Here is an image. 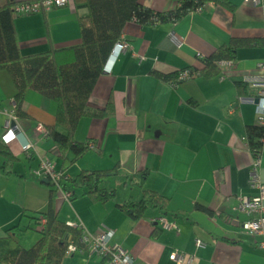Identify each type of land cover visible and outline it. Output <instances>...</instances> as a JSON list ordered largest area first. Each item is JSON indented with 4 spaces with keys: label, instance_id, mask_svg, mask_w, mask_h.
I'll return each mask as SVG.
<instances>
[{
    "label": "crops",
    "instance_id": "0c3cea01",
    "mask_svg": "<svg viewBox=\"0 0 264 264\" xmlns=\"http://www.w3.org/2000/svg\"><path fill=\"white\" fill-rule=\"evenodd\" d=\"M30 0H0V7ZM157 12L179 6V0H139ZM231 11L208 3L178 22L141 25L128 22L123 36L130 47L117 55L111 73L99 76L89 98L92 113L80 119L74 139L95 143L66 173L73 179L83 170H107L119 166L125 174L148 172L145 188L169 198L167 212L147 210L133 219L117 203L138 200L142 188L114 177L110 187L116 197L94 202L84 189L73 188L70 201L57 192L54 208L65 222L80 223L95 235L112 230L113 243L127 249L133 264H178L175 251L193 256L191 264H264L263 236L243 229L250 216L237 209L239 196L254 197L259 189L250 185L254 155L247 140V127L258 124L256 92L245 84L246 76L262 73L264 44L240 48L231 64L219 63L220 73L207 78L195 75L179 81L159 78L156 73L204 68L202 58L210 56L231 38H256L264 42V6L246 0H232ZM86 12L76 0L33 14L14 15L15 29L23 56L50 50L69 49L82 43L79 16ZM139 55L144 56L140 60ZM62 59L70 60L65 52ZM224 62V61H223ZM16 86L5 69H0V137L11 131L7 143L18 161L10 174L0 158V237L12 234L25 248L41 237L38 219L49 209L53 184L34 171L41 159L49 158L61 168L63 159L53 138L37 129H67L57 123V103L28 90L22 109L16 113ZM8 114L15 120L10 129ZM26 136L33 147L23 148ZM75 157L67 152L68 160ZM259 168L264 182V146ZM118 190H120L118 192ZM78 192V193H77ZM202 208H196L197 205ZM166 217L176 228L164 229ZM15 225L18 227L12 229ZM203 242L197 245V240ZM62 264H110L106 258L84 253L66 254ZM185 264V263H182Z\"/></svg>",
    "mask_w": 264,
    "mask_h": 264
},
{
    "label": "trees",
    "instance_id": "16d2710c",
    "mask_svg": "<svg viewBox=\"0 0 264 264\" xmlns=\"http://www.w3.org/2000/svg\"><path fill=\"white\" fill-rule=\"evenodd\" d=\"M76 2L78 8L86 9V12L79 16L82 43L69 49L50 50L29 56H23L20 52L14 22V5L8 3L0 7V69L8 72L16 86V113L19 117H27L22 109V103L28 90H34L57 103V123L68 132L61 133L55 128H49L48 133L60 151L63 159L60 169L65 173L70 165L89 150L87 143H80L74 139V133L82 117L103 115L101 111L94 113L90 111L89 98L128 22L135 21L141 25L176 23L186 14L199 7H205L208 3L235 10L232 0H179V6L168 12L154 11L143 6L139 0H76ZM263 44L262 40L256 38H231L210 56L202 58L204 68L191 71L207 78L217 76L221 71L219 63L234 61L240 48ZM66 51L72 55L70 60L61 57ZM181 72L156 75L164 80L176 82ZM244 83H238L241 90L245 88ZM247 140L254 156L262 154L264 125L248 126ZM69 150L75 155L72 160L67 158ZM0 158L5 161L1 169L10 174V168L18 159L3 137H0ZM112 177L143 190L138 200L117 203L118 208L128 216L140 219L149 209L167 212L169 198L145 188L148 177L146 171L125 174L119 166L107 170H83L73 179L68 175L66 188L84 189L85 194L94 202L106 203L115 199L117 194L116 189L109 185V179ZM56 194L54 188L49 209L41 214L45 218V223L40 230L41 237L35 244L25 248L12 234L0 237V264H62L71 243L80 249L85 248L81 241L83 229L67 224L54 208L53 199ZM196 208L208 211L199 204ZM16 227L18 225L12 229Z\"/></svg>",
    "mask_w": 264,
    "mask_h": 264
},
{
    "label": "built area",
    "instance_id": "2783aa9c",
    "mask_svg": "<svg viewBox=\"0 0 264 264\" xmlns=\"http://www.w3.org/2000/svg\"><path fill=\"white\" fill-rule=\"evenodd\" d=\"M71 0H30L26 2H21L14 6V11L16 14H33L42 11L50 10L55 7H61L70 3ZM253 4H261L264 6V0H246ZM204 7H199L195 11H202ZM122 47L117 53L120 54L130 47V43L122 35L117 41ZM116 42V43H117ZM115 43V44H116ZM113 51V49H112ZM112 53V52H111ZM140 60L144 59V56H138ZM222 63L231 64L230 61H222ZM258 67L263 70L259 75L246 76L244 78L245 84L249 86L252 90L256 92L257 101V113L259 125H264V61L258 63ZM198 75L197 72L191 71L190 69L184 70L179 74L176 83L179 81L188 79ZM15 120L14 114H8L5 123L6 129H10ZM37 129L43 132L45 135L49 134L48 129H46L42 124L37 126ZM89 148H95V143H88ZM33 147L32 144H28L27 147L23 145L25 150H29ZM261 155L254 156L253 169L250 176V185L252 187L259 189V194L254 197L239 196V203L237 209L239 211L245 212L250 216L246 222L243 223V229L250 232L254 236H263L264 238V182L260 179L259 168L261 166ZM34 173L38 176L48 179L51 184H53L56 191L62 196L63 199L70 201L74 192L72 189H67V179L68 175L62 171L55 162L49 158L41 159L40 166ZM164 229L176 228L174 222H169L166 217H161L159 219ZM45 218L41 215L38 219L39 229L42 230L44 227ZM67 224L73 227H80L83 229L82 225L77 222H68ZM114 232L112 230H105L98 234L92 235L84 231L81 241L83 242L85 248L80 249L76 244L71 243L67 249V254L71 255L73 253H84L89 257L99 256L106 258L110 264H133L134 258L131 253L117 243L112 242ZM259 246L264 248V239L259 243ZM197 245L202 246V240H197ZM172 259L178 264H191L193 261L192 255H187L181 251H175L172 254Z\"/></svg>",
    "mask_w": 264,
    "mask_h": 264
},
{
    "label": "clouds",
    "instance_id": "9594fccd",
    "mask_svg": "<svg viewBox=\"0 0 264 264\" xmlns=\"http://www.w3.org/2000/svg\"><path fill=\"white\" fill-rule=\"evenodd\" d=\"M121 45L117 42L114 45L113 51L112 53H110L108 60L106 61L105 65H104V70L108 73H111L114 66H115V62L117 59V53L121 50ZM5 142L8 143L10 142L12 139H15V134L13 132H9L6 136H5ZM22 140L24 141V145L25 147L28 146V144L30 143V141L28 140V138L26 136L22 137Z\"/></svg>",
    "mask_w": 264,
    "mask_h": 264
},
{
    "label": "water",
    "instance_id": "95a60500",
    "mask_svg": "<svg viewBox=\"0 0 264 264\" xmlns=\"http://www.w3.org/2000/svg\"><path fill=\"white\" fill-rule=\"evenodd\" d=\"M44 181H46V182H48V183H49V181H48L47 179H44Z\"/></svg>",
    "mask_w": 264,
    "mask_h": 264
},
{
    "label": "rangeland",
    "instance_id": "374dc122",
    "mask_svg": "<svg viewBox=\"0 0 264 264\" xmlns=\"http://www.w3.org/2000/svg\"><path fill=\"white\" fill-rule=\"evenodd\" d=\"M134 187V186H133ZM120 190H118V192H119ZM78 193V192H77Z\"/></svg>",
    "mask_w": 264,
    "mask_h": 264
}]
</instances>
